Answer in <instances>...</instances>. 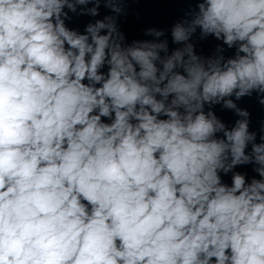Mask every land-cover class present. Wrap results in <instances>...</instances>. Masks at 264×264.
<instances>
[{
	"label": "clouds",
	"instance_id": "1",
	"mask_svg": "<svg viewBox=\"0 0 264 264\" xmlns=\"http://www.w3.org/2000/svg\"><path fill=\"white\" fill-rule=\"evenodd\" d=\"M0 264H264V0H0Z\"/></svg>",
	"mask_w": 264,
	"mask_h": 264
}]
</instances>
